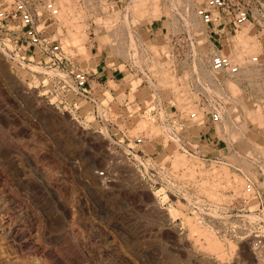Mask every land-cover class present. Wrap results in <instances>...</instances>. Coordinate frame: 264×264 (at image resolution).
I'll list each match as a JSON object with an SVG mask.
<instances>
[{"label": "built area", "instance_id": "obj_1", "mask_svg": "<svg viewBox=\"0 0 264 264\" xmlns=\"http://www.w3.org/2000/svg\"><path fill=\"white\" fill-rule=\"evenodd\" d=\"M164 1L170 3V18L164 15L169 32L162 37L151 31V36L162 39L153 46L161 49V55L144 49L147 43L138 38L132 22L124 28L121 22L106 24L103 18L98 25L99 33L114 25L106 33L116 30L118 34L105 45L112 48L113 59L123 62L115 70L139 73L151 93L146 98L152 95V100L144 102L145 108L138 109L139 116H152L159 131L154 135L149 128L132 132V118L123 119L116 133L105 127L108 159L104 166L94 167L93 174L107 187L120 182L129 167L135 177L156 190L152 192L155 201L166 212L173 208L190 212L230 241L240 236L237 228L244 227L243 246L236 244L227 259L214 258L212 264H264V157L253 147L245 153L226 154L232 150L231 142L240 138L239 128L247 139L261 130L256 115L264 116V0H191V5L188 0ZM85 4L93 6L92 14L105 9L101 0H85ZM116 8L111 12L126 6ZM61 9L58 0H0V53L28 84L46 86L42 91L51 93L58 105L73 110L72 97L89 100L103 108L100 115L108 120L110 113L94 89L104 87L109 79L99 82L92 70L73 63ZM94 42L89 39L88 45L92 48ZM161 59L174 78L170 86L160 84L156 63ZM198 126L194 137L191 128ZM169 149L184 152L199 164L192 177L185 168L175 169L163 161ZM222 167L230 185L218 191L223 192L221 200H209L197 187L206 174Z\"/></svg>", "mask_w": 264, "mask_h": 264}, {"label": "rangeland", "instance_id": "obj_2", "mask_svg": "<svg viewBox=\"0 0 264 264\" xmlns=\"http://www.w3.org/2000/svg\"><path fill=\"white\" fill-rule=\"evenodd\" d=\"M101 3L105 9H95L93 14V6L86 5L85 0L87 11L77 5L74 15L81 26L71 36L66 27V43L74 64L93 71L100 63L113 71L114 76L107 81L110 91L103 87L94 89L113 123L110 118L104 120L100 115L103 108L89 100L71 96L73 110L58 105L51 93L42 91L46 86L34 88L32 82L28 84L0 53V264H212L214 258L225 260L233 246H243L245 237L240 232L245 228L239 226L241 237L230 241L231 238L216 235L207 220L198 221L190 212L174 208L166 212L155 201L152 192L156 190L135 177L129 167L120 182L107 187L101 186L93 174V168L104 166L108 159L104 136L109 138V129L118 132L123 119L134 120L132 132L149 128L154 135L159 131L152 116H139L138 109L145 108L143 104L149 100L146 96L151 93L141 83L139 73L115 70L122 68V61L112 58V48L105 43L118 32H106L115 21L124 28L132 22L138 38L147 43L144 49L152 48L155 56L161 55V49L153 46L162 43V39L151 36V31L162 33V37L167 35L170 26L164 15L169 19L171 11L167 7L169 1L166 5L164 0H109L107 6L106 0ZM117 6L126 9L111 12ZM103 18L104 23L112 24L99 33ZM89 39L95 40L92 48ZM120 55L126 56L124 52ZM161 62L162 59L156 63L160 84L170 86L174 78L164 66L166 63ZM49 90L48 87L46 91ZM140 122L150 124L138 128ZM198 128H191L194 137ZM239 130L240 138L231 142L232 150L226 154L232 155L234 150L245 153L253 147L264 157L262 132L255 134V130L247 139L245 132ZM177 152L184 154L171 150L164 153L163 161H169L175 169L185 168L192 177L199 164L187 156L179 162ZM160 153L163 150L157 156L161 159ZM232 161L235 166L238 164ZM206 175L197 191L209 200H221L223 192L218 191L230 185L229 174L222 167L221 171L215 169ZM224 179L227 181L222 184ZM188 216L216 235L210 238L226 248L220 253L216 251L220 247H209L210 238L206 241L201 232L191 230L185 219ZM223 230H227L226 226ZM211 247L214 250H209Z\"/></svg>", "mask_w": 264, "mask_h": 264}, {"label": "bare ground", "instance_id": "obj_3", "mask_svg": "<svg viewBox=\"0 0 264 264\" xmlns=\"http://www.w3.org/2000/svg\"><path fill=\"white\" fill-rule=\"evenodd\" d=\"M59 1V4L61 5V10H62V21H63V23H64V25L67 27V29H68V31H69V34H70V36H71V34L73 33V35H74V33H75V28H77V30H79V27L81 26L79 23H77V21H76V16L74 15V13H76L77 12V5L78 4H80V1L81 0H78V3H77V0H58ZM190 3V2H189ZM187 4H188V2H187ZM191 4V3H190ZM80 6H81V8H82V10L85 12V10H86V8L83 6V4L81 3L80 4ZM85 8V9H84ZM156 10H158V9H156ZM87 11V10H86ZM83 12V13H84ZM72 15H74V16H72ZM231 88H233V86H231ZM183 100V99H182ZM145 123H148V124H150L149 122H144V123H142V122H140L139 123V126H138V128H140V127H143L144 126V124ZM258 126H259V128L261 129L260 131L262 132V139H263V142H264V116L263 115H261L260 114V116L258 117ZM176 155H177V157H178V159H179V162H181V161H183V160H185V157H186V155L185 154H182V153H179V152H177L176 153ZM168 159V158H167ZM172 160V159H171ZM178 161H174V163H177ZM206 189V188H205ZM207 190V189H206ZM185 219H187V221H188V223L191 225V230H197L198 232H201L200 234V236H202V235H205V238H204V240L207 238L208 239V237L210 238V236H212L213 238H214V236H216V235H214V234H210V233H208L207 232V229L204 227V229H202L201 228V226L199 227L194 221H193V218L192 217H185ZM197 221V220H196ZM199 221V220H198ZM197 221V222H198ZM198 224H199V222H198ZM203 227V226H202ZM190 228V227H189ZM244 228V227H243ZM209 229V228H208ZM190 230V229H189ZM246 230V229H245ZM209 231H210V229H209ZM194 232H196V231H194ZM211 232H212V230H211ZM193 233V232H192ZM197 233V232H196ZM213 233V232H212ZM215 233V232H214ZM243 233V234H242ZM195 235V234H194ZM199 235V234H198ZM214 235V236H213ZM240 235L241 236H246V231H244V229L243 230H241V232H240ZM199 236V237H200ZM207 236V237H206ZM192 237V236H191ZM211 237V238H212ZM218 237V236H217ZM210 238V242L211 243H209V247L210 246H213L214 248H216V249H218L219 247V249H220V251H218V250H216L217 252H222L221 251V249H223L222 248V245L221 246H219V244L217 243L218 241H215L214 239H211ZM216 238V237H215ZM207 239H206V241H207ZM217 239V238H216ZM217 240H219V239H217ZM199 240H198V238L196 239V241H194V243H195V245H196V242H198ZM208 241H209V239H208ZM220 241H222V240H220ZM208 243V242H207ZM219 243H222V242H219ZM229 243H231V242H229ZM199 245H201V243H199L198 244V246ZM229 245V244H228ZM231 245H232V243H231ZM207 246V247H208ZM230 246V245H229ZM201 248V247H200ZM226 248V247H225ZM224 248V249H225ZM233 248H234V246H233ZM232 248V249H233ZM196 249V248H195ZM210 249H212V247L211 248H209V250ZM208 250V251H209ZM212 250H214V249H212ZM198 251V250H197ZM207 252V251H206ZM224 252V251H223ZM229 252V251H228ZM219 254V253H218ZM219 255H221V254H219ZM222 255H225L224 253L222 254ZM221 255V256H222ZM228 254H226V256H227ZM220 256V257H221ZM219 257V256H218ZM224 257V256H223ZM228 257V256H227ZM222 258V257H221ZM205 259V258H204ZM211 260V259H210ZM222 260V259H221Z\"/></svg>", "mask_w": 264, "mask_h": 264}, {"label": "crops", "instance_id": "obj_4", "mask_svg": "<svg viewBox=\"0 0 264 264\" xmlns=\"http://www.w3.org/2000/svg\"><path fill=\"white\" fill-rule=\"evenodd\" d=\"M107 66H103L102 64H97L95 69L93 70V72L95 73V76H96V79L99 81V82H104L105 80L107 81L108 79L111 78V76L113 77L114 74H113V71L108 70ZM103 88H106V90L110 91L109 90V86H107V83L106 85L103 87ZM116 106H117V103H116Z\"/></svg>", "mask_w": 264, "mask_h": 264}]
</instances>
